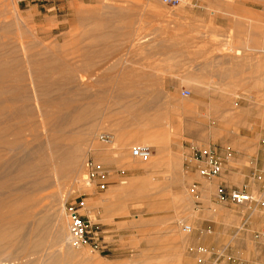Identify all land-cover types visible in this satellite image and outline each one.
Listing matches in <instances>:
<instances>
[{"label": "rangeland", "instance_id": "374dc122", "mask_svg": "<svg viewBox=\"0 0 264 264\" xmlns=\"http://www.w3.org/2000/svg\"><path fill=\"white\" fill-rule=\"evenodd\" d=\"M7 1L12 5L8 14L0 17L8 23L2 34L16 58L25 57L26 48H20L22 42L31 52L64 53L68 63L80 68L77 76L83 78L76 83L87 87L86 97L96 91L105 92L100 93L95 104H90L99 111L91 112L90 120L84 124L86 131L97 129L94 142L97 145L90 149L84 145L81 173L58 188V197L52 196L57 190L55 186L41 192L32 188L34 180L30 177L17 181L18 185L11 179L0 189L5 195L13 190L37 198L41 212L38 217L43 218L39 227L40 237L43 236L40 247L34 248V240L22 246L17 237L0 247V264H196L191 255L197 243L229 246L243 261L235 264H264V238L254 237L256 232L264 231V211L254 205L222 204L214 199L223 179L229 180L231 186L241 187L252 173L238 175L232 168L240 172L237 168L243 164L252 167L249 156L257 153L258 142L264 137V104L235 103L237 89L200 87L201 82L191 78L190 62L185 56L175 55L176 48L207 47L208 17L219 9L207 7L210 0H181L176 6L163 0L1 2ZM198 35L204 38L198 40ZM20 67L27 70L31 65L22 63ZM126 83L147 85L143 95L135 90L127 101L152 100L147 105L155 109L136 117L130 114L126 117L124 112L116 114V110L132 102L119 101L110 93L115 84ZM185 88L192 94L184 96ZM213 91L223 92L232 103L207 102L213 99L207 97L208 92L213 95ZM144 105L132 103L133 108ZM37 117L40 121L41 117L38 114ZM117 127L128 130L154 127L152 130L157 134H126L118 141ZM103 133L111 134L112 139L101 140ZM224 134H229L232 140L222 141ZM239 135L247 136L239 138ZM248 136L251 137L246 140ZM42 145L38 140L30 144L33 149ZM135 145L151 146L152 158L141 162L130 154L123 159L121 151L127 148L131 153ZM222 146L244 151L247 157L241 158L243 162L237 156L232 158L230 171L214 179L213 185L210 182L213 178L201 176L192 166L195 163L189 160L194 147H217L226 156L228 152L224 153ZM110 154L115 158L112 163ZM88 160L101 163L109 171L105 189L98 187V180L92 186L86 184ZM11 166L5 170H15L16 166ZM114 182L118 186L112 190ZM96 193L97 202L91 201L90 196ZM81 199L86 202L81 213L101 231L99 250L74 248L67 238L57 237L55 218L59 204L63 205L62 215L68 221L69 238L67 207ZM121 206L124 210L119 209ZM183 224H190L192 230L184 232ZM31 228L18 231V235L30 232ZM26 250L27 255L15 256ZM8 253L14 256L8 258Z\"/></svg>", "mask_w": 264, "mask_h": 264}, {"label": "bare ground", "instance_id": "6f19581e", "mask_svg": "<svg viewBox=\"0 0 264 264\" xmlns=\"http://www.w3.org/2000/svg\"><path fill=\"white\" fill-rule=\"evenodd\" d=\"M1 1L0 17L6 16L12 5L9 1L8 3ZM7 26L8 23L0 19V189L5 188L11 179L15 184L17 181L19 183L30 177L34 180L32 188L35 187L38 192H41L55 186L57 190L52 193V196L58 197L60 195L58 188L70 179L77 178V175L81 173L84 163V145H89L88 149L97 145L94 143L97 129L90 131L86 128V131L84 124L87 119L90 120L91 112L99 111L96 105L90 104H95L100 93L105 90L96 91L86 97L87 87L82 83H76V80L83 78L77 76L81 70L79 67H74V64L71 65L72 62L68 63L64 53L48 50L31 52L27 50V44L22 42L20 48H26L25 57L23 60L16 58L15 52L8 50L3 40L5 34L2 32ZM75 53L79 55V51ZM22 63L30 64L31 67L24 70L20 67ZM73 63L76 62L73 61ZM90 78L93 80L94 76L91 75ZM146 87L147 85L135 83L115 84L110 94L119 101H127L135 90L139 91L135 93L143 95ZM92 98L93 101H91ZM151 101L141 99L135 102L132 99L127 103L145 105L139 109L133 108L131 103L124 106V109L116 110L115 113L119 115L124 112L126 117L127 114L133 117L145 115L155 109L147 105L151 104ZM37 114L41 117L40 121ZM115 132L118 133V131ZM134 134L137 135V133ZM124 135L126 134L118 133L116 138L118 141L122 140ZM29 136L32 139H29ZM34 140L41 141L42 147L31 148L30 144ZM11 165L16 168L8 171L12 168ZM1 192L0 247L10 244L18 237L22 246L26 241L34 240L33 243L36 244L34 248L38 249L43 237H40L42 233L39 229L43 218L38 217L41 212L37 208V198L21 191L10 190L7 195ZM62 207L60 203L56 210L57 215L55 214L57 237L61 240L67 238L66 241H69L68 221L62 215ZM31 221H35V224L31 225ZM27 227L33 228L24 235H22L23 232L18 235ZM35 249L33 251H36ZM29 250L19 252L15 256L27 255ZM13 256L14 253L7 254L8 258Z\"/></svg>", "mask_w": 264, "mask_h": 264}, {"label": "crops", "instance_id": "0c3cea01", "mask_svg": "<svg viewBox=\"0 0 264 264\" xmlns=\"http://www.w3.org/2000/svg\"><path fill=\"white\" fill-rule=\"evenodd\" d=\"M207 7L219 9L213 12L211 17H208L209 30L205 34L207 47H192L187 50L176 48L175 55L185 56V59L190 62L191 68L189 71L192 73L191 78L192 80L200 81V87L228 89L230 91L237 89L238 96L235 103L264 104V0H210L207 1ZM177 38L179 39V37ZM196 38L199 40L204 37L198 35ZM192 39H195V37H192ZM191 86L193 87V85ZM186 89L188 88L184 90ZM208 91L211 92L210 90ZM209 92L207 97L213 99H209L207 102L232 103V99L223 95V92L213 91V95ZM191 94L192 91L190 90ZM149 128L140 127L128 130L127 127H117L115 129L121 134L128 135L134 133L141 135L157 134L156 131L152 130L154 127ZM243 136L247 135H239V138ZM250 137H246V140ZM228 140H232L231 136L224 134L222 141ZM224 149H221L224 153L228 152L225 155L229 154L223 172V174H226L230 171L229 164L232 158L237 156L239 161L243 162L241 158L247 156L244 151H235L230 149V147L228 148L229 150L227 148ZM130 154L127 148L121 151L123 159L130 157ZM108 158L111 163L114 162L115 158L111 154ZM249 158L251 159V164H253L252 167L243 164L237 168V171L240 172H236V168H232V170L235 169L234 172L238 173V175L239 173L241 175L248 174L252 171L248 179L244 181V184L252 179L251 189L257 199L245 205H254L264 211V137L260 138L258 142L257 153L249 156ZM192 166L196 168L195 164ZM223 174L219 177H213L210 182L214 185L216 182L214 179L221 178ZM238 175L231 176L238 177ZM228 183H230L229 180L223 179L220 185L226 184L228 187H239L231 186ZM112 186L111 188L114 190L118 185L114 182ZM97 195V193L91 195L90 200L97 202L99 198ZM214 199L222 204H235L230 200H221L217 196ZM119 209L124 210V206ZM254 237L256 239L264 238V231L256 232ZM192 248L193 255L191 256L196 264L243 263L241 257L236 256L229 250V246L219 247L217 244L210 246L197 243Z\"/></svg>", "mask_w": 264, "mask_h": 264}, {"label": "built area", "instance_id": "2783aa9c", "mask_svg": "<svg viewBox=\"0 0 264 264\" xmlns=\"http://www.w3.org/2000/svg\"><path fill=\"white\" fill-rule=\"evenodd\" d=\"M34 1L41 4L49 0ZM164 2L176 6L179 5L180 0H164ZM182 94L188 96L190 95V90H183ZM100 139L110 141L112 136L109 133H103L100 135ZM131 154L133 158L141 162H147L152 158L153 150L149 145H135L131 149ZM228 156H224L217 147H194L189 161L195 163L201 176L213 178L223 174ZM86 168V184L92 186L98 180V187L105 189L109 171L101 163L91 160L86 162ZM251 187L252 179L241 187H228L226 184H222L218 187L217 197L221 200H230L237 205H245L257 199ZM85 207L86 202L84 199L67 207L70 218L69 244L74 248L90 247L93 250H99L102 247L101 231L96 223L92 222L87 215L81 213V210L85 209ZM182 229L184 232L189 233L192 230V226L183 224Z\"/></svg>", "mask_w": 264, "mask_h": 264}]
</instances>
